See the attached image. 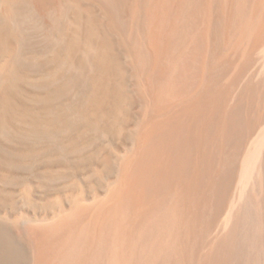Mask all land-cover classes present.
I'll return each instance as SVG.
<instances>
[{
	"label": "bare ground",
	"instance_id": "bare-ground-1",
	"mask_svg": "<svg viewBox=\"0 0 264 264\" xmlns=\"http://www.w3.org/2000/svg\"><path fill=\"white\" fill-rule=\"evenodd\" d=\"M0 264H264V0H0Z\"/></svg>",
	"mask_w": 264,
	"mask_h": 264
}]
</instances>
